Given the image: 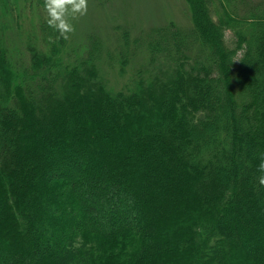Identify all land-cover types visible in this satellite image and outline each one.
I'll return each instance as SVG.
<instances>
[{
  "label": "trees",
  "instance_id": "1",
  "mask_svg": "<svg viewBox=\"0 0 264 264\" xmlns=\"http://www.w3.org/2000/svg\"><path fill=\"white\" fill-rule=\"evenodd\" d=\"M187 1L113 91L43 18L17 67L1 0L0 264H264V5Z\"/></svg>",
  "mask_w": 264,
  "mask_h": 264
},
{
  "label": "rangeland",
  "instance_id": "2",
  "mask_svg": "<svg viewBox=\"0 0 264 264\" xmlns=\"http://www.w3.org/2000/svg\"><path fill=\"white\" fill-rule=\"evenodd\" d=\"M33 1L34 9L23 10L20 18V11L13 12L15 30L9 35L7 45L17 67L25 59L28 61L27 53L23 54L28 51V37L36 33L40 18L45 19L43 0ZM19 4L26 5L23 0ZM262 5L264 0H236L241 17H249L246 14L251 9ZM0 11H4L1 0ZM72 23L75 32L68 39L69 49L74 52L86 49L83 56H87L90 47L97 45L100 76L110 90L119 91L133 88L137 72L148 63V41L167 29H191L193 15L187 0H88L87 14ZM37 38H41L39 32ZM226 40L228 46H234L231 31L227 32ZM160 64L164 65L161 58ZM155 71L158 68L153 67Z\"/></svg>",
  "mask_w": 264,
  "mask_h": 264
},
{
  "label": "clouds",
  "instance_id": "3",
  "mask_svg": "<svg viewBox=\"0 0 264 264\" xmlns=\"http://www.w3.org/2000/svg\"><path fill=\"white\" fill-rule=\"evenodd\" d=\"M43 10L47 26L57 34L55 37L49 36V42L54 43L60 39L66 41L75 32L72 21L87 14L88 0H43ZM258 160L259 175L256 179L260 186H264V153L259 154Z\"/></svg>",
  "mask_w": 264,
  "mask_h": 264
}]
</instances>
